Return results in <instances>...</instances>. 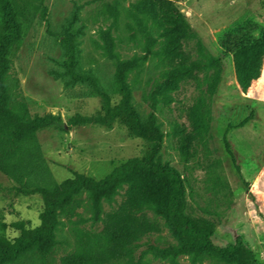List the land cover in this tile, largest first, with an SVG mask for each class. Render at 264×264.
Listing matches in <instances>:
<instances>
[{
  "label": "rangeland",
  "instance_id": "1",
  "mask_svg": "<svg viewBox=\"0 0 264 264\" xmlns=\"http://www.w3.org/2000/svg\"><path fill=\"white\" fill-rule=\"evenodd\" d=\"M171 1L193 31L183 45L191 59L207 62L220 56L223 65L212 97L210 137L195 144L188 163L178 148L180 129L190 128L189 107L206 90L211 69L198 72L196 80L168 77L169 46L154 1L0 0V26L8 19L20 25L18 36L10 25L5 29V35L16 37L6 52L10 94L26 103L32 118H57L19 149L2 152L1 236L18 235L17 221L27 227L39 224L40 196L24 190L49 188L72 178L74 171L100 179L121 162L143 156L149 142L136 134L129 117L117 115L110 124L78 119L103 114V95L109 108L118 103L116 70L136 59L126 78L130 101L140 121H150L161 133L154 160L183 178V212L209 223L217 245L242 236L264 263V104L243 102L234 74L235 59L247 65L264 49V0ZM258 39L263 40L256 44ZM250 113L244 126L228 127ZM226 129L242 176L224 148ZM213 179L224 186L220 191L212 187ZM125 188L124 183L112 199H102L101 216L118 205ZM75 198L79 205L72 216L58 210L50 264H61L60 258L76 248L75 230L97 232L103 226L102 217L93 218L88 191L82 189ZM146 213L159 230L135 242L116 264H236L215 250L174 256L170 248L178 237L166 218L153 208ZM8 264H41V258L28 251Z\"/></svg>",
  "mask_w": 264,
  "mask_h": 264
},
{
  "label": "trees",
  "instance_id": "2",
  "mask_svg": "<svg viewBox=\"0 0 264 264\" xmlns=\"http://www.w3.org/2000/svg\"><path fill=\"white\" fill-rule=\"evenodd\" d=\"M160 14L163 32L169 52L167 55V74L171 79H197V73L210 68L207 86L188 110L190 128L181 127L178 148L184 163L192 161L196 154V143L204 142L210 137L211 103L217 91L223 70L220 56L210 57L207 62L192 60L184 49V41L193 35L186 15L171 0H152ZM2 2H0L1 5ZM2 10L6 12L7 8ZM6 16H10L6 13ZM6 25L0 26V167L2 152L6 147L19 149L22 142L35 136L38 129L49 126L57 119L55 116L32 118L26 103L10 94L8 82V64L6 52L10 41L15 36L5 35L10 25L17 36L20 25L8 19ZM256 40V44L261 42ZM255 44V43H254ZM264 58V49L257 52L255 59L247 65H240L235 59L234 74L242 92L246 93L253 79L260 76ZM136 65V59L121 63L115 73V82L120 95L118 103L109 108L107 98L103 95L105 112L93 116L78 118L80 121L110 124L117 115L129 117L136 126V134L149 142V148L141 157L129 158L113 167L102 178L74 171L73 177L49 188L35 187L24 190L25 194H38L42 201L40 222L37 226L27 227L23 221L14 222L19 234L13 238L0 235V264L18 260L28 251H35L41 258V264H50L49 257L56 245L55 229L58 223L59 209H66L72 216L79 205L75 195L82 189L89 193L93 218L102 217L103 226L97 232L75 230L76 248L60 258L61 264H116L131 253L132 245L143 236L159 230L155 219L150 218L146 210L153 208L166 218L168 224L178 237L177 245L171 246L174 256L193 253L196 256L205 251L215 250L226 256L228 261L236 264H264L257 260L248 243L237 235L233 242L223 246L212 240V227L205 220H193L183 212L185 194L183 178L173 168L163 166L154 160L161 142V133L150 121L142 123L133 108L131 91L127 83V74ZM252 117V113L236 125L241 127ZM74 122L75 120H72ZM224 148L234 166L242 176L240 165L227 138V129L222 136ZM244 183H247L242 177ZM126 184L122 200L110 211L102 215L101 201L108 200L117 193V189ZM213 188L219 191L224 186L218 179H213ZM226 187L228 184L226 183Z\"/></svg>",
  "mask_w": 264,
  "mask_h": 264
},
{
  "label": "crops",
  "instance_id": "3",
  "mask_svg": "<svg viewBox=\"0 0 264 264\" xmlns=\"http://www.w3.org/2000/svg\"><path fill=\"white\" fill-rule=\"evenodd\" d=\"M236 87L242 93L243 102H250L254 105H258L263 102L264 104V58L261 67L260 76L253 79L251 85L247 88L246 93L242 92L240 85L236 81Z\"/></svg>",
  "mask_w": 264,
  "mask_h": 264
}]
</instances>
